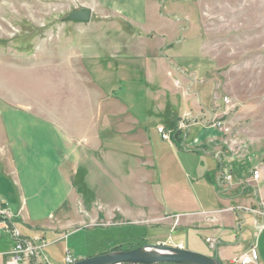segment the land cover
<instances>
[{"label":"crops","instance_id":"0c3cea01","mask_svg":"<svg viewBox=\"0 0 264 264\" xmlns=\"http://www.w3.org/2000/svg\"><path fill=\"white\" fill-rule=\"evenodd\" d=\"M187 1L87 5L91 21L69 22L70 31L65 24L36 67L56 68L61 86L78 88V96L56 106L16 105L0 96V204L26 239L44 245L39 264L49 263V245L77 229L126 220L176 232L169 237L176 242L156 243L199 250L222 264L247 254L254 257L248 264H264V226L247 210L264 202V145L250 138L243 155L233 154L231 135L212 124L228 114L217 111L214 68L201 44L193 46V30L188 40L177 38L191 19L182 13ZM159 127L178 133L176 141L184 138L186 161L193 155L207 163L194 179L186 173L182 187L172 167L182 163L175 141L164 140ZM256 168L259 179L252 175ZM224 172L232 175L229 182ZM197 188L215 189L216 207H207ZM189 229L201 233L195 245L205 243L210 252L186 247ZM13 246L11 235L0 233V264H7ZM68 254L66 248L64 264Z\"/></svg>","mask_w":264,"mask_h":264},{"label":"rangeland","instance_id":"374dc122","mask_svg":"<svg viewBox=\"0 0 264 264\" xmlns=\"http://www.w3.org/2000/svg\"><path fill=\"white\" fill-rule=\"evenodd\" d=\"M96 2L0 0V60L3 61L0 62V96L12 104L32 106L41 103L56 106L62 104L63 98L65 103L72 100L78 88L62 87L56 68L36 67L44 62V46L48 49L56 47L64 25L67 31L72 30L69 21H64L66 15L82 6H95ZM182 11L184 16L191 19L182 23L183 29L177 38L182 43L188 40V29L193 30V36L198 38L193 41V46L197 48L201 44L202 53L214 68L210 75L217 83V111L228 114L226 119L215 118L212 124L219 120L223 121L224 127L230 128L231 132L227 134L231 137L228 140L235 146V154L243 155V148L250 138L254 139L255 146L264 145V0H188ZM15 62L21 67L11 64ZM28 65H34V68L26 67ZM160 119L167 126L170 125L168 116H161ZM173 140L178 159L184 164L172 165L175 167L174 176L182 187V177L186 173L194 179L197 171L206 168L207 163L205 165L201 158L191 155L187 160L190 164L187 165L184 138L182 141ZM163 152L172 161L174 156L170 149L165 147ZM196 190L195 195L203 203H208L207 207H216L215 189ZM187 231L183 238L186 247L210 252L203 242L202 246L195 245L200 243L201 233L195 229ZM174 235L176 232L158 230L150 223L127 220L83 226L64 240L49 245L44 250V258L46 256L51 264H64L62 259L66 255V248L70 249L73 257L88 258L147 244L163 245L155 242L163 237L172 243L175 237L173 241L169 237ZM192 251L208 255L199 250ZM55 258L60 261L57 262Z\"/></svg>","mask_w":264,"mask_h":264},{"label":"water","instance_id":"95a60500","mask_svg":"<svg viewBox=\"0 0 264 264\" xmlns=\"http://www.w3.org/2000/svg\"><path fill=\"white\" fill-rule=\"evenodd\" d=\"M92 10L82 6L66 15L64 21L89 23ZM179 134L174 138L179 139ZM222 264L217 257H212L181 247L147 244L128 250L113 251L100 255L79 259L71 264Z\"/></svg>","mask_w":264,"mask_h":264},{"label":"built area","instance_id":"2783aa9c","mask_svg":"<svg viewBox=\"0 0 264 264\" xmlns=\"http://www.w3.org/2000/svg\"><path fill=\"white\" fill-rule=\"evenodd\" d=\"M215 127L222 129L224 127L223 121H215ZM225 133H230L231 130L229 127H224L222 129ZM158 131L161 133L162 138L164 140H171L172 134L165 130L163 127H159ZM234 144H237L236 141H233ZM237 150L235 146L232 148V153L235 154ZM253 178L259 179L261 176V169L256 168L253 170ZM232 178V175L228 172L223 173V179L226 182H229ZM248 212L252 213L254 216L257 217V225L259 227L264 226V202L258 204L255 208H248ZM7 232L11 235L14 240L13 249L10 252V257L7 264H21L25 263L27 260H34L35 264H39L37 262V257L40 254V249L44 246L37 245L33 240L26 239L23 234L21 233L20 229L17 225L13 222V214L6 207L3 203L0 204V233ZM35 241H42L41 238L36 237ZM212 246H215L214 240H212ZM254 260L252 255H245L240 259H233L230 264H248ZM70 254L66 257V264H71L75 262ZM44 264H51V263H44Z\"/></svg>","mask_w":264,"mask_h":264},{"label":"trees","instance_id":"16d2710c","mask_svg":"<svg viewBox=\"0 0 264 264\" xmlns=\"http://www.w3.org/2000/svg\"><path fill=\"white\" fill-rule=\"evenodd\" d=\"M174 138V134L172 135V139ZM169 264V263H168Z\"/></svg>","mask_w":264,"mask_h":264}]
</instances>
